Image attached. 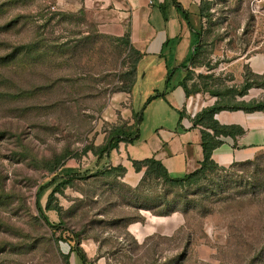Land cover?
<instances>
[{
	"label": "rangeland",
	"instance_id": "374dc122",
	"mask_svg": "<svg viewBox=\"0 0 264 264\" xmlns=\"http://www.w3.org/2000/svg\"><path fill=\"white\" fill-rule=\"evenodd\" d=\"M195 1L205 48L187 66L191 95L264 101V0ZM125 37L101 29L91 0H0V264H71L88 243L93 264H264V149L183 187L99 174L111 129L137 131L118 98L137 57ZM48 184L56 230L38 209Z\"/></svg>",
	"mask_w": 264,
	"mask_h": 264
},
{
	"label": "crops",
	"instance_id": "0c3cea01",
	"mask_svg": "<svg viewBox=\"0 0 264 264\" xmlns=\"http://www.w3.org/2000/svg\"><path fill=\"white\" fill-rule=\"evenodd\" d=\"M91 1L92 15L101 29L119 37L129 35L133 46L142 54L134 86L118 97H128L124 116L127 126L132 127L135 119L138 121L133 126L138 130V138L120 142L108 158L110 165L124 166L126 180L132 184H137L144 173L136 171L133 160L155 157L174 176L197 170L204 160V149L202 127L195 126L194 119L204 106L200 105L199 96H188L180 83L188 72L183 66H188L187 61L198 46L194 42L203 28L200 3L178 0L180 9L171 0ZM161 4H168L166 13ZM171 70L174 75L167 85ZM153 95L160 96L149 103ZM215 117L223 125L244 129L236 137L222 138L223 144L213 154L218 164L229 166L247 161L264 149V111L222 110ZM87 246L88 249L82 250L89 262L74 252L71 264H93L90 259L97 249L91 243Z\"/></svg>",
	"mask_w": 264,
	"mask_h": 264
},
{
	"label": "trees",
	"instance_id": "16d2710c",
	"mask_svg": "<svg viewBox=\"0 0 264 264\" xmlns=\"http://www.w3.org/2000/svg\"><path fill=\"white\" fill-rule=\"evenodd\" d=\"M171 3L174 4L177 8L181 9L182 7L181 3L178 0H171ZM167 6L168 4H161V9H163L165 13H166L165 10ZM185 15L187 16V19H188L189 15L187 11L185 12ZM201 15L203 18L206 17L204 8H201ZM201 37H202V33L200 32L197 35V38L194 42V44H198V46L195 48L194 53L191 54L187 62L195 61L197 57L203 53L205 44H204V40H200ZM125 40L128 43H131L129 35H126ZM132 50L137 55V57L134 59L132 63V71H131V76H130L131 81L128 86L122 88L123 91H128V92L132 89V87L134 86L136 82L137 65L142 56L141 52L135 49L133 46H132ZM183 67H187V65H184ZM173 75H174V72L171 70L168 74L167 85L170 84ZM191 78L192 76L187 72L186 77L180 83L184 86L188 96H190L192 92H195L193 91L192 88H190L188 84V80H190ZM247 88L248 86H246V88L244 89H247ZM159 96L160 95L151 96L148 102L150 103L152 100L158 98ZM222 110H231V111L244 110L246 112L264 111V101H254L251 103L243 102L236 106H225V107L221 106L220 104H215L213 106L204 108L202 111H200L195 116V119H194L195 126L202 127V136H203L202 146L204 149V160L202 161L201 166L197 170L191 173L185 174L183 176H174L168 171V169L164 166V164L160 160H157L155 157H149V158L142 159V160H133V164H134L136 171L137 172L143 171L144 178L149 176L154 179L163 180L164 182L172 186H175V187H183L187 184L198 182L201 179L205 178L206 176L212 173H215L219 169L227 168V166H222L214 160L213 158L214 151L223 144L224 142L222 139L223 137H226V136L236 137L237 135L242 134L244 132V129L237 125L221 124L216 119L215 116L218 112ZM137 138H138V130L134 134H130L128 133V131H126L125 126L113 127L110 131L107 142L104 145L97 148L95 150V154L100 158H104L105 156L109 158L112 150L117 148L120 142L122 141L132 142V141H135ZM257 156L258 154L256 155V157ZM245 162L247 163L248 161L234 162L233 164L229 166H234L238 163H245ZM106 168L107 169L105 170L98 171L99 174H106L112 171H120L121 173L125 174L127 171V169L122 165L110 166ZM83 176L84 175H82L81 173H74V174L60 175L59 177L64 178L66 182H72L75 178H81ZM48 186L49 184L46 185L45 187H42L39 191L38 209L44 221L52 229L56 230L60 227V225H55L54 223L51 222L49 216L45 213L44 208L40 201L42 193L46 190ZM53 195L54 194L52 193V196ZM47 209H52V206H50V203H48ZM71 251L78 252L81 258L86 263L89 262L85 252L82 250L81 247L74 248ZM67 258H69V256H67Z\"/></svg>",
	"mask_w": 264,
	"mask_h": 264
},
{
	"label": "built area",
	"instance_id": "2783aa9c",
	"mask_svg": "<svg viewBox=\"0 0 264 264\" xmlns=\"http://www.w3.org/2000/svg\"><path fill=\"white\" fill-rule=\"evenodd\" d=\"M52 8H53V10H56L57 9L55 6H53Z\"/></svg>",
	"mask_w": 264,
	"mask_h": 264
},
{
	"label": "water",
	"instance_id": "95a60500",
	"mask_svg": "<svg viewBox=\"0 0 264 264\" xmlns=\"http://www.w3.org/2000/svg\"><path fill=\"white\" fill-rule=\"evenodd\" d=\"M195 48V47H194Z\"/></svg>",
	"mask_w": 264,
	"mask_h": 264
}]
</instances>
